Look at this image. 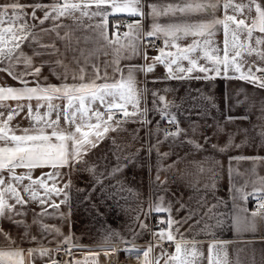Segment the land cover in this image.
<instances>
[{"label": "crops", "instance_id": "obj_1", "mask_svg": "<svg viewBox=\"0 0 264 264\" xmlns=\"http://www.w3.org/2000/svg\"><path fill=\"white\" fill-rule=\"evenodd\" d=\"M13 2L27 6L25 12L28 15V23L36 24L34 31L41 33L40 43L45 45L55 43L56 48L59 49V54H45L34 58L33 64L36 67H39L42 61L49 62L42 68V75L39 78L41 84L59 85L62 82L68 84L79 82L73 80V72L79 75V68L85 66L86 58L89 80L94 79L96 75V68L93 65L99 68L100 76H104L106 72L109 77L119 80L122 74L127 76L129 67L147 68L152 65V58L160 55L159 50L150 52L149 45L144 42H137L141 47L137 54H132L129 45L130 42H135L133 38L136 33L132 30L131 34L126 36L125 33H130L128 26L118 36L112 31V24L116 20L126 18L130 20L131 25L141 20L139 15H131L127 10L114 11V4L122 6L127 0H107L101 5V13L96 16L92 15L97 12L94 0H71V2L80 3L82 7L85 4L89 5L86 9L88 15L82 17V24L75 23L69 17H60L58 20H46L43 25L39 24V19L43 18L44 11L38 10L36 12L38 19L33 21L31 5L36 3L50 5L53 0H0V4ZM63 2L64 0H61V3ZM141 2L144 4L142 10L148 12L151 10L148 4L155 3L158 7H163L170 3L174 4L177 0H141ZM224 2L225 0H220L219 7L213 16L206 13H194L192 18L223 20L226 15H233L232 9H224ZM231 2L235 4L240 3L241 0H231ZM244 2L246 3L247 0ZM257 2H264V0H257ZM104 13L108 14L106 21ZM255 15L253 7L251 16ZM76 16H80L79 10ZM157 22H174V18L170 20L169 17L161 16ZM143 23L147 30L152 20L149 18ZM57 25H63L58 29L60 36H65L68 32L72 33L70 40L57 39L56 32H41L42 29H51ZM96 25L102 27L96 29ZM8 26V22L3 25V27ZM100 32H105L108 39L100 38ZM257 37L264 38V33H260L258 27L253 31L251 39L245 34L241 35L240 40L257 51L264 52V45L255 44ZM213 39L215 46L223 49V25L217 26ZM156 41L160 45L159 48L164 47L162 38ZM191 42V38H185L178 43L186 46ZM37 47L35 44L31 47L27 44L22 45L23 51L29 56ZM168 51L175 52L176 49L165 48V52ZM145 52L147 60H145ZM220 55L222 56L223 52ZM74 57L79 60L78 64L74 62ZM244 57L248 64L255 65L254 72L257 67H264V61L260 60L256 52H253L251 56L245 53ZM57 59L67 65V80L58 78L65 72L64 67L56 66L54 69L50 67ZM114 61H118L122 73H113V67L116 66ZM180 63L184 68L188 67L187 61ZM199 63L206 62L201 58ZM6 64L7 61L0 64V68L5 67ZM105 64L110 66L105 67ZM175 69L176 66H173L174 71ZM16 71H23V65H18ZM242 71L246 72L247 67H244ZM167 75L165 65L159 63L154 65L151 72H135L137 87L147 89L145 102H142L141 108L146 107L150 110L147 114V120L150 123L142 124L140 121L144 117H139L135 121L129 120L123 125L122 131L110 132L96 147L91 148L84 156L87 163H81L78 171L73 170L68 173L67 168L62 169L66 175L57 186L63 187L69 179L72 184L68 191V204L61 205L59 209L65 214L63 218L52 215L43 217L34 224L33 214L40 213L41 209L36 203L30 204L24 209L27 215L15 217L26 221L29 226L28 236H25L23 226H17L7 219H0V228L11 237L9 240L4 235H0V250L23 249L26 264H29L27 250L41 247L53 249L51 259L48 256L41 257L37 251L30 264H51V260H57L60 264L72 260H78L81 264H103L98 257L79 260L76 255L74 256L75 251L86 247L109 250L120 248L119 252L112 250L106 252L112 264H141L145 261L143 251L139 253L138 260L135 255H130L123 249L138 246L147 250L151 242L157 246L148 260L155 261V258L159 257V264H165V261L176 253L177 242L195 240L199 253L196 264H209V246L217 242H225L224 249L215 256L221 264H264V218L261 216L255 218L254 231L237 230L233 223L236 215L251 219L252 214L258 211L254 208L252 199L256 196H264V136L260 135L264 131V89L239 79L240 73L231 69L227 77L223 73L219 76H216L214 72L209 73L215 76L214 79H171L166 78ZM193 75L203 77L205 74L197 70ZM256 75L262 74L256 72ZM44 77H47V81ZM103 82V80L97 81V83ZM0 86L20 87V84L6 72L0 71ZM30 86L34 85L30 84ZM153 92L158 93L155 106ZM160 96H163L164 100H160ZM4 103L11 108H16L17 105V101L11 99ZM23 103L27 104L28 101L25 100ZM31 103L33 115H35L36 100L33 99ZM54 103L64 106L67 100H55ZM166 104L171 105L168 111L176 116L179 128L184 129L186 133L175 140L171 137L164 140L165 132L156 131L157 122L159 121L160 124L164 120L156 109L164 108ZM131 110L129 106V111ZM0 111L4 112L6 118L8 109H0ZM39 111L43 115L47 111L46 106L41 107ZM230 117L232 119H229ZM48 118L54 120L55 113ZM166 119L169 120L170 117ZM33 123L36 122L30 120L25 107L13 117L9 127L16 129V135H22L21 130L31 127ZM92 123H95V119ZM60 124L61 127H67L63 117ZM83 130L88 131L87 128ZM45 131L51 133V129H45ZM158 140L163 142L158 145L157 151V148L152 146L157 145ZM188 140L195 141L201 147L197 149L193 144L188 143ZM117 145L120 146L119 149ZM0 146L3 145L0 144ZM158 152L169 153V155L161 159ZM235 157H244V159L237 160ZM169 165L173 167L168 168ZM118 166L120 171L110 175ZM26 171L23 168L15 170L16 174ZM49 171H51L49 167L38 168L32 173L33 179L39 178L42 172ZM4 175L7 177L8 173L4 172ZM23 183L27 184L28 181L25 180ZM49 185L51 186L50 181ZM80 189L83 191H79ZM37 191L40 196L44 195L43 189L37 187ZM61 199L63 196L53 197L56 203H59ZM150 205H152V211L145 217L144 213L149 212ZM155 206H160L165 211L157 213L154 210ZM48 211L53 210L49 208ZM138 212L140 221L147 224L151 231L141 230L140 221L135 219ZM188 216L191 218L178 226L179 234L175 235L173 241L165 238L157 244L153 233H159L161 230L165 233L175 232V227L170 229L168 226L169 217L176 221H184V218ZM155 220H166V224L161 228L154 227L152 224ZM218 220L221 223L218 224ZM41 224L59 228L62 235L56 236L55 233L42 232ZM206 224L212 227L206 229ZM133 232L140 234L134 236ZM112 233H118L119 236H112ZM70 234L73 240L61 245L59 252L55 251L57 244ZM33 236L36 237L35 240H32ZM121 238L127 243H122ZM65 249H71V257L67 255ZM162 251L166 255H161ZM91 253L97 254V251L85 255L94 256ZM99 255L101 256V252Z\"/></svg>", "mask_w": 264, "mask_h": 264}, {"label": "snow or ice", "instance_id": "obj_2", "mask_svg": "<svg viewBox=\"0 0 264 264\" xmlns=\"http://www.w3.org/2000/svg\"><path fill=\"white\" fill-rule=\"evenodd\" d=\"M97 12L92 13L93 16L99 15L102 11L101 5L105 4L107 0H94ZM220 0H177L174 4H167L163 7H158L157 4H148L151 9L148 12L143 11L144 4L141 0H127L122 6L113 5L116 12L129 11L131 15H139L140 21L134 25H128L130 33H125L126 36L130 35L132 30H135V42H130V49L132 54H137L138 49L141 47L140 43L144 42L151 47H156L155 40L162 38L164 40V47L159 48L160 55L152 58V65L147 68L144 66H131L128 68L127 76L121 75L119 80L114 77H109L105 72L104 76H100L99 68H96V75L94 79H88L87 63L85 59V66L79 68V75L73 72V80L79 82L68 84L62 82L56 84H41L40 77L42 75V68L47 61H42L39 67L34 66L33 60L35 57H41L45 54L54 55L59 54V49L56 48L55 43L45 45L40 43L41 33H37L34 29L37 27L34 23H28V15L25 12L27 6L21 5L18 2L9 4H0V64L7 61L5 67L0 68L12 79L16 80L20 87L13 86H0V109H8L7 117L3 111H0V219H7L17 226L25 228V236L29 235L28 225L26 221L16 219L18 216L27 215L26 209L30 204L36 203L41 209L40 213L33 214V223L36 224L43 217L58 215L64 217V213L60 212L61 205H66L69 202L68 191L72 187L71 180L63 184V187L57 185L63 181L66 175L62 169L67 168L68 173L73 170H79L81 163H87L84 156L90 151L91 148L103 140L110 132H119L123 130V125L129 120L135 121L139 117H144L140 122L142 124L150 123L147 120V114L150 111L148 108H141L142 102H145V93L147 89H139L135 79V72L137 71H153L155 64H164L167 69V77L171 79H214L215 76L209 75L214 72L216 76L223 73L228 76L230 69L239 72V79L245 80L251 84L257 85L259 88L264 89V67H257L255 72L254 64H248L244 57L247 53L251 56L253 52L264 61V52L257 51L250 45L241 42V35L247 36L251 39L253 31L258 27L260 33H264V2H257V0H241L240 3L233 4L231 0H225L223 7L225 10L232 9L233 15H226L221 19H193L194 13H206L213 16L215 10L219 7ZM88 4L82 5L80 3L71 2V0H53L50 5H43L36 3L31 5V19L37 20L36 12L38 10L44 11V16L39 19V24L43 25L46 20H58L60 17H69L77 24H82V17L87 16L86 9ZM253 7L256 15L251 16ZM77 10L80 11V16H76ZM9 13H11L9 15ZM182 14V15H181ZM105 21L107 20V13H104ZM161 16L169 17L174 22L159 23L158 18ZM243 17V18H242ZM151 18L152 23L145 30L144 21ZM250 19V23H249ZM8 22V27H3L4 23ZM223 25L224 30V47L223 49L215 46L214 37L216 35L217 26ZM63 25H57L51 29H42V33L56 32L57 39L70 40L72 33L68 32L65 36H60L58 29ZM91 27V25H89ZM96 29H100L101 25H96ZM100 38L107 40L105 32L99 33ZM185 38H191L192 42L181 46L178 42ZM78 43V41H77ZM27 44L31 47L33 44L37 48L33 49L31 56L27 55L22 48V45ZM256 45H264V38L257 37L255 40ZM70 48V45L68 46ZM165 48H175L176 51L165 52ZM51 49V51H48ZM75 51V49H71ZM223 52L221 56L220 53ZM91 56V53L89 54ZM145 60L148 59L145 52ZM203 58L205 64H200L199 60ZM181 61H187L188 67L184 68ZM74 62L79 63V60L74 57ZM113 73L121 72L118 61H114ZM23 65V71H16L18 65ZM56 66L65 68V72L60 75L63 80H67V65H64L60 59H57L50 67L53 69ZM110 65L105 64V67ZM173 66H176L175 71ZM247 67V71H242ZM204 73L203 77L194 76L196 71ZM256 72L261 73L257 76ZM187 73V75H183ZM55 74V71H54ZM34 78V79H30ZM47 81V77H44ZM98 80H103V83H97ZM112 81V82H109ZM34 85V86H30ZM158 93L153 92V105L156 104V97ZM17 101L16 108H11L4 103L7 100ZM35 99V115H33V105L31 101ZM67 100V104L61 106L54 103L55 100ZM164 100L163 96L159 97ZM27 100L28 103L24 104L23 101ZM41 102H44L43 104ZM46 106L47 111L41 115L40 108ZM131 106V111H129ZM171 105L166 104L164 108L156 109L161 115V119L169 118L170 125H176L175 131L169 132L167 129H161L159 121L157 122V132H165L164 140L170 137L174 140L182 134H186L184 129L179 128L177 118L174 114L168 111ZM27 107L28 117L31 121H35L31 127L24 128L21 131L22 135H16V129L9 127L13 117L18 115L19 112ZM53 113L56 118L49 119ZM61 117L67 127H61ZM119 117V118H118ZM95 119V123H92ZM229 119H232L231 117ZM87 128L88 131L83 129ZM45 129H51V133H47ZM194 130V129H193ZM138 131V130H137ZM151 135V133H150ZM264 136V131L260 133ZM163 141L158 140L157 145L152 147L157 148ZM193 144L194 147L199 149L201 146L193 140L187 141ZM115 144V140H113ZM119 145L117 148L119 149ZM215 147V145L213 146ZM239 147V145H237ZM224 151L225 149H220ZM151 151V149H150ZM161 159L166 158L169 153L158 152ZM235 159H244V157H235ZM49 167L51 171L42 172L39 178L33 179L32 173L38 168ZM169 165L168 168H172ZM17 168H23L27 171L21 174H16ZM91 170V169H89ZM120 171L119 166L113 170ZM159 171V169H158ZM4 172L8 175L5 177ZM27 180L25 184L23 181ZM159 180V176H157ZM51 182V186L49 185ZM164 183V182H161ZM37 187L43 189L44 195L40 196ZM79 191H83L80 189ZM24 194H28L25 196ZM59 203L53 200V197H61ZM246 198V197H245ZM15 203H10V201ZM183 207V205H181ZM51 208L53 211L49 212ZM157 213L165 211L160 206H155L154 209ZM152 211V205L149 206V212L144 213L147 217ZM261 216L264 218V201L258 205V211L252 214V218H241L239 215L234 216L233 223L237 230H255V218ZM191 216L185 217L184 221H176L169 217L167 221L170 229L175 227V232L169 231L165 233L161 230L159 233H153V238L159 241L165 238L168 241H173L176 234H179V225L190 219ZM136 221H140V213L138 212ZM161 223H165L161 221ZM199 223V222H198ZM221 223V221H217ZM212 227L205 225V228ZM141 230L147 229L151 231L150 227L143 221H140ZM41 231L45 233H55L56 236L62 235L59 228L55 226H47L41 224ZM140 233L133 232V235ZM0 235H4L6 239L11 240L10 234L4 233L0 228ZM112 236H119L118 233H112ZM182 235V234H181ZM36 237L33 236L32 240ZM73 240L72 235L65 236L62 241L57 244L55 251L59 252L61 245L68 244ZM122 243H127L123 241ZM14 243V242H13ZM51 243V241H50ZM157 245L149 242L147 250L141 247L134 246L131 249H123L130 255H135L139 260V253L143 251L145 261L141 264H159V257L155 261L148 260L153 249ZM76 247V245H73ZM225 247V242L213 243L209 246L208 261L209 264H221L219 260L215 259ZM39 251L41 257L48 256L51 259L53 249L43 248L27 250V260L29 264L34 260V253ZM67 255L71 257V249H65ZM113 252L121 251L120 248H113ZM108 254V253H106ZM161 255H166L162 251ZM197 242L195 240L186 241L181 240L176 243V253L171 255L165 261V264H196L198 257ZM0 264H26L24 250L14 249L10 251L0 250ZM51 264H60L57 260H51ZM63 264H81L78 260L64 261Z\"/></svg>", "mask_w": 264, "mask_h": 264}, {"label": "built area", "instance_id": "obj_3", "mask_svg": "<svg viewBox=\"0 0 264 264\" xmlns=\"http://www.w3.org/2000/svg\"><path fill=\"white\" fill-rule=\"evenodd\" d=\"M130 25V20L129 19H121V20H116L113 22L112 24V31L114 32L115 35H120L122 34V32H124V29ZM155 43H156V47H151L150 45L148 46V50L150 52H156L159 50V43L155 40ZM261 74V73H260ZM160 127L162 129H167L169 132L171 131H175L176 129V125H170L169 124V120L167 119H164L160 122ZM264 201V196H256L254 197V199H252V203L254 205V208L255 209H258V205ZM161 221H164L165 223H161ZM166 224V220H155L154 223L152 224L154 227H158V228H161L163 227L164 225ZM109 261L106 262V264H112V262L110 261V258L108 259Z\"/></svg>", "mask_w": 264, "mask_h": 264}, {"label": "rangeland", "instance_id": "obj_4", "mask_svg": "<svg viewBox=\"0 0 264 264\" xmlns=\"http://www.w3.org/2000/svg\"><path fill=\"white\" fill-rule=\"evenodd\" d=\"M112 250V249H111ZM111 250L107 249V248H95V247H86L84 249H78L75 251V254L74 256L76 255L77 256V259L79 260H86V259H92L94 257H98L100 258V262H102L103 264H106V262H108L109 260V257L106 255V252H110ZM93 251H97V254L93 253L94 256H88V255H85V254H90V252H93ZM101 252V256L99 255V253ZM92 254V253H91ZM92 254V255H93ZM73 257V256H72ZM71 260V259H70Z\"/></svg>", "mask_w": 264, "mask_h": 264}]
</instances>
